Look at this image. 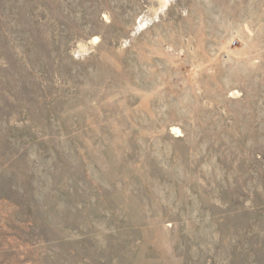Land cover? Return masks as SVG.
<instances>
[{
  "label": "rangeland",
  "instance_id": "374dc122",
  "mask_svg": "<svg viewBox=\"0 0 264 264\" xmlns=\"http://www.w3.org/2000/svg\"><path fill=\"white\" fill-rule=\"evenodd\" d=\"M0 264H264V0H0Z\"/></svg>",
  "mask_w": 264,
  "mask_h": 264
}]
</instances>
